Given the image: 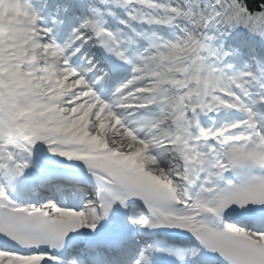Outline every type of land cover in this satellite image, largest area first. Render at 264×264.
<instances>
[{
    "label": "snow or ice",
    "instance_id": "6c2138e0",
    "mask_svg": "<svg viewBox=\"0 0 264 264\" xmlns=\"http://www.w3.org/2000/svg\"><path fill=\"white\" fill-rule=\"evenodd\" d=\"M0 264H264V0H0Z\"/></svg>",
    "mask_w": 264,
    "mask_h": 264
}]
</instances>
